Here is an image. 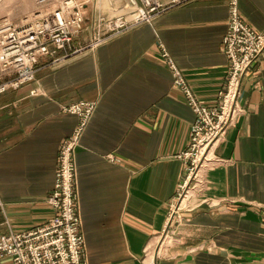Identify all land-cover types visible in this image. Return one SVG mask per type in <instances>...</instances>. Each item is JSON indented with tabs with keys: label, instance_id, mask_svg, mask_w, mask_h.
Listing matches in <instances>:
<instances>
[{
	"label": "crops",
	"instance_id": "obj_1",
	"mask_svg": "<svg viewBox=\"0 0 264 264\" xmlns=\"http://www.w3.org/2000/svg\"><path fill=\"white\" fill-rule=\"evenodd\" d=\"M29 3L22 14L40 8ZM125 3L92 0L86 11L114 16ZM239 9L246 24L264 31V0H240ZM228 21L229 0L176 4L61 65L41 58L36 81L0 95V236L55 215L48 197L60 146L79 122L65 107L93 101L76 151L88 264H264V55L243 79L241 111L213 147L216 160L200 169L201 184L190 181L179 221L169 225L189 179L179 156L189 147L195 113L163 51L195 96L214 106L228 78ZM92 38L86 29L73 44ZM0 264L14 263L0 255Z\"/></svg>",
	"mask_w": 264,
	"mask_h": 264
},
{
	"label": "built area",
	"instance_id": "obj_2",
	"mask_svg": "<svg viewBox=\"0 0 264 264\" xmlns=\"http://www.w3.org/2000/svg\"><path fill=\"white\" fill-rule=\"evenodd\" d=\"M36 1L40 6L37 11L19 22L4 20L0 24V95L36 81L41 58L49 59L46 66L61 65L88 47L151 23L170 7L191 0H172L169 4L160 0H127L114 16H106L97 10L90 17L86 7L92 0ZM239 2L229 0L228 29L222 41L229 71L216 105H205L195 96L183 71L168 52L163 51L174 85L195 113L189 147L179 156L189 165V179L172 203L169 225L179 221L177 202L191 186L190 181L201 184L200 169L216 160L213 147L224 139L241 111L239 100L243 79L264 55V31H255L243 21ZM86 29L92 32V42L87 46H75V39ZM95 109L96 102L93 101H79L65 107L66 111L79 116V122L60 146L58 171L48 197L55 215L43 226L0 236V255L9 257L14 264H88L78 207L76 151ZM168 235L169 230H166L164 237Z\"/></svg>",
	"mask_w": 264,
	"mask_h": 264
},
{
	"label": "rangeland",
	"instance_id": "obj_3",
	"mask_svg": "<svg viewBox=\"0 0 264 264\" xmlns=\"http://www.w3.org/2000/svg\"><path fill=\"white\" fill-rule=\"evenodd\" d=\"M32 0H0V24L4 20H10L13 22H19L25 17L29 16L32 13L22 14V10L30 4ZM37 2V1H36ZM191 187H188L183 193L181 199L178 200L177 204L181 206V203L185 198L190 195Z\"/></svg>",
	"mask_w": 264,
	"mask_h": 264
}]
</instances>
